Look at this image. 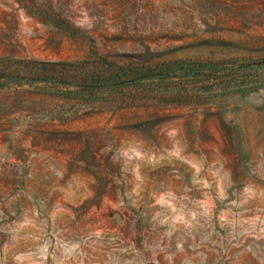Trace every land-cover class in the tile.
Segmentation results:
<instances>
[{"label":"rangeland","instance_id":"rangeland-1","mask_svg":"<svg viewBox=\"0 0 264 264\" xmlns=\"http://www.w3.org/2000/svg\"><path fill=\"white\" fill-rule=\"evenodd\" d=\"M180 57H264V0H0V69ZM201 85L1 88L0 264H264V65Z\"/></svg>","mask_w":264,"mask_h":264},{"label":"trees","instance_id":"trees-1","mask_svg":"<svg viewBox=\"0 0 264 264\" xmlns=\"http://www.w3.org/2000/svg\"><path fill=\"white\" fill-rule=\"evenodd\" d=\"M111 64L117 69L115 74L85 80L68 79L55 74L14 73L0 69V89L14 82H22L56 95L92 99L99 89H121L142 84H202L217 87L240 74L263 66L264 57L247 60L180 57L148 66L117 62Z\"/></svg>","mask_w":264,"mask_h":264}]
</instances>
